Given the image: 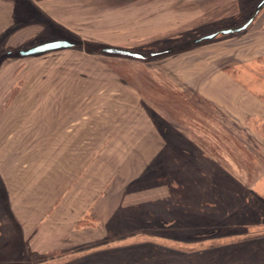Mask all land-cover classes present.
<instances>
[{
  "label": "rangeland",
  "instance_id": "rangeland-1",
  "mask_svg": "<svg viewBox=\"0 0 264 264\" xmlns=\"http://www.w3.org/2000/svg\"><path fill=\"white\" fill-rule=\"evenodd\" d=\"M9 1L0 25L32 28L0 44V264H264V9L194 43L252 0ZM57 40L72 46L19 55ZM156 134L218 169L178 176ZM177 179L175 202L138 201Z\"/></svg>",
  "mask_w": 264,
  "mask_h": 264
},
{
  "label": "crops",
  "instance_id": "crops-1",
  "mask_svg": "<svg viewBox=\"0 0 264 264\" xmlns=\"http://www.w3.org/2000/svg\"><path fill=\"white\" fill-rule=\"evenodd\" d=\"M34 1V0H33ZM10 2V1H9ZM27 2L28 0H11L10 4H11V8L15 9L18 7H21L26 10L27 8ZM29 3V2H28ZM42 3H40V7L38 10H36L37 12L39 11L40 14L45 15L48 17V19L52 20L53 18L51 17V13L49 12L51 10L50 6H43L41 5ZM49 8V9H47ZM32 28V26H25L24 25H0V44L1 47H11V46H22L23 42H25L26 40H28L29 38H27L28 36V31ZM40 29H42V27H39ZM157 139L159 140L160 143V147L165 146L168 148H172V151L177 155V157L181 160V169L176 171L175 174H178V176H192L191 175V171L195 170V169H200L201 171H210V172H216V170L219 167V162L218 160L215 158L214 160H212V162H209V164H207V162L202 163L201 162H197L196 160H199L197 153L190 151L187 147L183 146V142L178 138V139H170L169 137H165V136H161V134H156ZM158 143V144H159ZM170 143H172L170 145ZM159 147V146H158ZM163 153V151H162ZM153 158V157H152ZM150 160V159H149ZM192 162V164L190 165V163ZM194 162H196L194 164ZM199 164V166L197 165ZM197 165V166H196ZM164 164L162 165V169H164L165 167H163ZM191 166V167H190ZM225 169V168H224ZM183 171H187L189 173H183ZM163 173V171H162ZM164 175L168 174V173H163ZM190 174V175H187ZM173 186H180L181 188L185 189L186 192H189L190 189H187L185 187V184L183 182L178 181L177 179V183L176 184H167L162 186L161 188L155 190V189H149L151 192V195H154V197L157 198H149V199H142V200H138L139 202L142 203H150L153 201H162L163 203L165 202H175V200L171 199V195L176 192V188L173 189ZM182 189V190H183ZM153 192V193H152ZM179 205L183 204L186 205L185 207H192L195 206V204H190L187 205L185 202L186 200L181 199V200H177L176 201ZM123 203L126 204V202L124 201ZM141 203V204H142ZM123 205V204H122ZM171 207H169L170 209ZM171 210V209H170ZM168 210L166 213H163V215H161V219L164 222H169L171 219H174L177 216H180L181 214L177 213L175 214V212ZM127 213V212H126ZM123 214V212H118L119 216H115V217H121V215ZM149 214V213H148Z\"/></svg>",
  "mask_w": 264,
  "mask_h": 264
},
{
  "label": "water",
  "instance_id": "water-1",
  "mask_svg": "<svg viewBox=\"0 0 264 264\" xmlns=\"http://www.w3.org/2000/svg\"><path fill=\"white\" fill-rule=\"evenodd\" d=\"M264 7V0H261L260 3L257 5L255 10L252 12V14L248 17L247 21L243 23L240 26L234 27V28H229V29H223L218 32H214L212 34L206 35L204 37H201L197 40L194 41V43H198L202 40H212L215 38L217 35H230V34H237L249 27V25L253 22L255 17L257 16L258 12ZM72 44L68 41L65 40H57V41H52L48 42L33 48H30L25 51H20L19 55L20 56H29V55H34L37 53H44V52H49L53 50H58V49H64V48H69L71 47ZM102 52L110 54V55H116V56H122V57H127L130 59H135V60H142L145 57L137 52H132L126 49L122 48H115V47H104L101 49ZM172 50H163L160 52H155L151 53L149 57H156V56H161L170 53Z\"/></svg>",
  "mask_w": 264,
  "mask_h": 264
},
{
  "label": "flooded vegetation",
  "instance_id": "flooded-vegetation-1",
  "mask_svg": "<svg viewBox=\"0 0 264 264\" xmlns=\"http://www.w3.org/2000/svg\"><path fill=\"white\" fill-rule=\"evenodd\" d=\"M260 1L261 0H252V1H250L253 5H251L252 7L251 8H253L254 10H255V8L257 7V5L260 3ZM250 3V4H251ZM264 9V7H262V9L258 12V13H260L262 10ZM253 10V11H254ZM247 21V20H246ZM245 21V22H246ZM244 22V23H245ZM242 25V24H241ZM250 26V25H249ZM234 28V27H233ZM229 29V28H228ZM216 32H218V31H216ZM212 34V33H211ZM204 37V36H203ZM197 40V39H196ZM195 41V40H194ZM168 226V225H167ZM203 227H206V226H202V228ZM172 229V228H171ZM214 232V233H213ZM209 233H213V235H210V236H206V237H200L199 235L200 234H192V235H189V238H190V240H193V239H197V240H199V241H202L203 239H208V238H210V237H212V236H216L217 234H219L220 233V231L218 230V229H215V230H212V232H209ZM202 234V233H201ZM136 235H138V234H136ZM199 236V237H198ZM126 237H128V236H126ZM236 243H238V242H236ZM228 245V244H227ZM192 248V247H191ZM215 248V247H214ZM196 248H193V250L194 251H191V252H189V253H196V252H198L199 250H195ZM211 249H213V248H208V249H204V250H200V251H208V250H211ZM190 250H192V249H190Z\"/></svg>",
  "mask_w": 264,
  "mask_h": 264
}]
</instances>
